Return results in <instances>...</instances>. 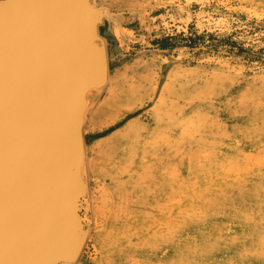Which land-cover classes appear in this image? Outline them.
<instances>
[{
  "label": "rangeland",
  "instance_id": "374dc122",
  "mask_svg": "<svg viewBox=\"0 0 264 264\" xmlns=\"http://www.w3.org/2000/svg\"><path fill=\"white\" fill-rule=\"evenodd\" d=\"M94 1L110 13L99 28L112 33L107 40L112 61L108 82L88 97L85 139L92 156L98 150L110 149L111 144L114 147L137 129L144 139L146 132L141 127L157 129L158 115L162 127L168 126L164 106L172 114L174 105L185 110L190 107L187 105L203 108L208 121L214 108L221 119L203 124L200 130L170 128L169 142L155 151V159L167 153L166 176L175 183L167 189L154 187L148 196L131 192L133 204L127 209L125 241L110 246L98 236L87 243L78 261L63 264H209L216 251L196 249L193 239L194 230L209 224L202 220L193 226L185 220V191L206 190L201 185L211 173L206 162L217 169L223 159L233 156H264V0ZM165 38H170L172 46L162 49ZM227 104L236 106L235 114L225 112ZM187 112H192V107ZM113 118L117 121L107 125ZM132 164L131 159L123 167ZM89 171L87 167L90 188ZM85 199L81 215L87 216L90 224L94 213L90 192ZM260 203L259 209L264 201ZM159 207L161 221L155 214ZM148 208L152 213L145 220L159 227L160 237L136 246V224ZM224 227L220 217V224L212 229Z\"/></svg>",
  "mask_w": 264,
  "mask_h": 264
},
{
  "label": "water",
  "instance_id": "95a60500",
  "mask_svg": "<svg viewBox=\"0 0 264 264\" xmlns=\"http://www.w3.org/2000/svg\"><path fill=\"white\" fill-rule=\"evenodd\" d=\"M87 6L0 0V264H59L79 249L82 94L106 67Z\"/></svg>",
  "mask_w": 264,
  "mask_h": 264
},
{
  "label": "bare ground",
  "instance_id": "6f19581e",
  "mask_svg": "<svg viewBox=\"0 0 264 264\" xmlns=\"http://www.w3.org/2000/svg\"><path fill=\"white\" fill-rule=\"evenodd\" d=\"M87 5L88 15L94 19L95 30L103 42L106 67L101 84L88 87L82 94L79 116L81 147L76 169L77 184L79 186L76 211L83 229V236L76 255L61 260L59 264L78 261L87 243L93 242L94 238L98 236L110 246L122 244L127 234L125 227L129 218L126 215L127 209L131 208L133 204L132 196H130L131 192L139 196H148L154 187L167 189L170 184L175 183L166 176L165 170L169 163L167 153L165 151L163 154L160 152V159H155V151L157 149L161 150V146L165 148L169 142L168 138L171 137L168 134L170 128L177 126L185 128V130L189 128L200 130L203 124L208 122L217 123L221 119L220 112L215 111L214 108L211 109L212 120L208 121L203 108L187 105L190 106L189 108L192 107V112L188 113L189 108L185 110L173 104L174 106L172 105L171 108L174 113L172 114L171 109L169 110V107L164 106L163 114L167 117V121L170 120L168 126L162 127L163 123L161 124V122L163 120L158 115L157 129H152L150 126L141 127L146 132L144 139H141L137 129L131 135H128L127 139H123L114 147V144H111L110 149L98 150L92 156V149L85 139V116H87L90 93L102 87L110 77L108 38L102 35L103 31L99 28L102 21L110 13L105 7L97 6L94 0H87ZM235 107H229L227 104L225 112L235 114ZM115 121H117V118H113L107 125L113 124ZM131 159L133 160L132 166H129V168L123 167V164L125 165ZM181 160L184 163L183 159ZM206 164L211 169L207 182L201 183L206 190L203 193L196 189L186 190L184 196L187 202V206L183 208L185 220L193 226L196 223H202V220L207 221L209 224L205 227L207 231L201 228L194 230L193 239L196 249H202L203 252L208 247L216 251L209 258V264H264V205L260 209L258 207V204L264 201V156L262 158L261 155L260 158L258 156L257 158H250V155L249 157L233 156L229 159H223L217 169H214L212 162H206ZM87 167L90 169L89 173H91L88 174L92 175L90 188L87 183ZM186 184L190 185L189 182ZM89 192L94 203L93 221L90 224L87 221V216L83 217L81 215L82 204L86 201L85 196ZM96 192L97 196L94 195ZM125 195H128V197L125 198ZM159 209L160 207L155 214L161 221ZM149 213H152L151 208H148L147 213H143L137 221V230L134 235L139 240L136 242V246L143 247L153 238L158 239L160 237L158 236L159 231H157L159 227L148 224L145 220ZM220 217L224 219L225 227L222 230H218V228L214 231L212 227L220 224ZM213 233H216V237H213ZM187 253L189 252L187 251ZM205 253L207 252L205 251Z\"/></svg>",
  "mask_w": 264,
  "mask_h": 264
},
{
  "label": "trees",
  "instance_id": "16d2710c",
  "mask_svg": "<svg viewBox=\"0 0 264 264\" xmlns=\"http://www.w3.org/2000/svg\"><path fill=\"white\" fill-rule=\"evenodd\" d=\"M101 31H103L104 29H100ZM181 38H184V37H181ZM184 39H188L190 40L191 38L190 37H187V38H184ZM163 42L162 44V49H166L168 48L169 46H172V43L170 42V38H165L163 40H161ZM120 126V124H118L116 127ZM114 128H111V129H108L107 131H105L103 134H107L109 133L110 131H112Z\"/></svg>",
  "mask_w": 264,
  "mask_h": 264
}]
</instances>
